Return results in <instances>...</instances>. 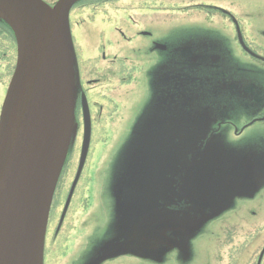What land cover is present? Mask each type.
Listing matches in <instances>:
<instances>
[{
  "label": "flooded vegetation",
  "instance_id": "obj_1",
  "mask_svg": "<svg viewBox=\"0 0 264 264\" xmlns=\"http://www.w3.org/2000/svg\"><path fill=\"white\" fill-rule=\"evenodd\" d=\"M242 3L264 0L70 4L76 129L43 264H264V15ZM17 67L0 19V117ZM158 211L196 224L131 249Z\"/></svg>",
  "mask_w": 264,
  "mask_h": 264
},
{
  "label": "water",
  "instance_id": "obj_2",
  "mask_svg": "<svg viewBox=\"0 0 264 264\" xmlns=\"http://www.w3.org/2000/svg\"><path fill=\"white\" fill-rule=\"evenodd\" d=\"M71 1L50 10L39 0H0V18L14 31L19 53L0 122V264H42L49 205L74 131ZM165 217L148 213L130 248L154 249L165 230L196 223Z\"/></svg>",
  "mask_w": 264,
  "mask_h": 264
},
{
  "label": "rangeland",
  "instance_id": "obj_3",
  "mask_svg": "<svg viewBox=\"0 0 264 264\" xmlns=\"http://www.w3.org/2000/svg\"><path fill=\"white\" fill-rule=\"evenodd\" d=\"M236 7H237L238 12H252L255 9V11L258 10L261 14L264 15V5L244 6V3H242L240 5H237ZM168 13H169V11H168ZM161 22H162L161 30H165L167 32H168L169 27H171L173 25L172 21L166 22V21L162 20ZM255 22H256V26L258 28H264V19L255 20ZM241 24H242V26H245V20H243L241 22ZM220 28H223L222 25H220ZM260 42L264 44V39L261 38ZM234 51L237 52L238 50L234 47ZM134 94H135L136 98H140L142 96V94H140L137 91H134Z\"/></svg>",
  "mask_w": 264,
  "mask_h": 264
}]
</instances>
